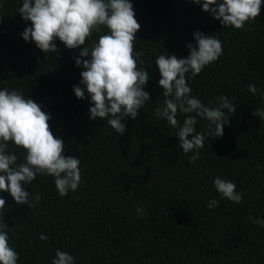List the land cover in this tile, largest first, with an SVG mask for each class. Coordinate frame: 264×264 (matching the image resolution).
<instances>
[{
    "label": "trees",
    "instance_id": "16d2710c",
    "mask_svg": "<svg viewBox=\"0 0 264 264\" xmlns=\"http://www.w3.org/2000/svg\"><path fill=\"white\" fill-rule=\"evenodd\" d=\"M130 2L141 26L134 53H144L136 59L138 69L149 72L144 90L150 99L135 120L122 121L126 131L120 135L106 119H90L86 88L84 99L74 92L75 85L84 87L79 53L108 29L101 26L75 49L57 38L59 51L45 53L21 35L31 26L18 12L23 0H0V90H17L39 104L64 142L63 154L81 161V182L66 196L59 195L54 177L42 174L23 185L32 208L0 191L6 200L0 230L19 254L17 264H52L57 250L72 255L74 264H264V227L245 219H264V121L253 115L264 109V3L261 14L238 30L203 11V0ZM197 31L219 39L223 52L195 77L186 74L191 95L208 107L227 96L236 110L223 109L229 122L219 138L209 134L215 125L210 129L206 119L178 111L181 126L191 115L195 133L205 135L192 163L197 150L185 154L177 129L155 114L166 99L155 60L161 54L187 58ZM253 84L255 94L248 90ZM8 154L17 156V165L26 162V151L11 142ZM216 177L235 183L242 202L222 199ZM213 198L218 205L210 209Z\"/></svg>",
    "mask_w": 264,
    "mask_h": 264
},
{
    "label": "clouds",
    "instance_id": "9594fccd",
    "mask_svg": "<svg viewBox=\"0 0 264 264\" xmlns=\"http://www.w3.org/2000/svg\"><path fill=\"white\" fill-rule=\"evenodd\" d=\"M201 4L202 0H192ZM264 0H203L202 10L211 12L213 17L225 27L243 29L246 22L255 20L261 14ZM216 5L215 7H212ZM18 12L25 21H31L21 34L25 41H33L43 52H58L55 44L58 38L67 48L75 49L86 44L93 31L99 32L101 26L108 29L100 35L91 50L84 47L76 59L82 66L81 84L74 86L77 98H85V88L93 106L90 107V119L107 120L117 133L126 131L124 119L135 120L138 110L150 99L144 90L149 81V72L138 69L136 57L144 53H134V40L140 29L130 0H23ZM195 45L188 44L190 54L187 58L176 55H159L155 64L161 79L159 85L164 89L163 107L155 114L164 118L169 125L177 129L180 149L185 154L196 149L190 162L199 159V149L204 147L205 135L195 133L196 118L187 115L182 126L177 113L195 112L197 116L209 122V133L217 138L224 135V125L229 122L227 113L236 108L227 96L217 98V107H208L191 95L186 74L195 77L205 66L216 61L223 52L222 42L203 32L194 33ZM87 57L88 59H83ZM140 63H143L141 60ZM248 90L255 94L256 86L249 85ZM253 115L264 121V109H256ZM50 115L42 111L41 106L30 98H25L17 90H0V191L9 192L17 204L27 203L34 207L30 195L23 185L31 183L37 174L54 177L55 187L60 196L76 191L81 182L80 159L65 156L64 142L51 131ZM195 133V134H194ZM191 137V138H189ZM9 142L26 151L25 163L16 164L17 156L8 154ZM13 165H16L15 167ZM214 187L221 198L234 203L242 202V194L236 191V184L220 177L214 179ZM40 195L35 196L38 203ZM218 201L213 198L208 207L214 208ZM6 200L0 197V209L5 208ZM138 207L137 213L143 214ZM251 223L264 227V219L246 217ZM41 240L49 239L41 234ZM19 254L9 245L6 231L0 230V264H17ZM52 264H74V258L67 252L57 250Z\"/></svg>",
    "mask_w": 264,
    "mask_h": 264
}]
</instances>
